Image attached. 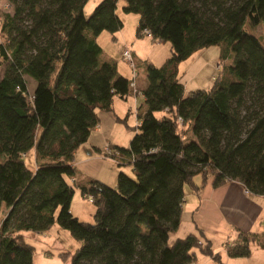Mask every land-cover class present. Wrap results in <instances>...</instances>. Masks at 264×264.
<instances>
[{
    "label": "trees",
    "instance_id": "trees-1",
    "mask_svg": "<svg viewBox=\"0 0 264 264\" xmlns=\"http://www.w3.org/2000/svg\"><path fill=\"white\" fill-rule=\"evenodd\" d=\"M6 1L14 8L0 5V264H29L24 232L54 222L78 240L59 253L69 264H191L197 249L224 264L202 229L169 236L186 188L198 195L208 179L213 186L235 180L264 196V46L245 28L264 21V0H123L124 12L139 14L138 34L148 29L170 43L160 65L146 64L147 83L136 91L97 42L103 30L115 38L122 27L119 0L98 1L88 16L87 0ZM215 44L220 61H232L212 85L185 91L179 62ZM248 90L253 106L244 105ZM137 94L143 108L133 135L111 154L118 165L131 164L134 177L120 170L115 186L75 178L74 154L97 125V110ZM71 181L92 197V222L70 211ZM239 237L226 246L230 256H248L251 241L264 248V234Z\"/></svg>",
    "mask_w": 264,
    "mask_h": 264
},
{
    "label": "rangeland",
    "instance_id": "rangeland-1",
    "mask_svg": "<svg viewBox=\"0 0 264 264\" xmlns=\"http://www.w3.org/2000/svg\"><path fill=\"white\" fill-rule=\"evenodd\" d=\"M100 0H87L83 10L86 16L90 14L92 8ZM6 0H0L1 7L8 8L7 10L13 11L14 3L10 6H5ZM123 0L118 1L116 12L122 20V27L115 33V38H111V34L103 30L97 37V42L102 48L101 55H109L117 60L120 69L130 71V69L137 71V82L138 85L147 83L146 77V64L153 63L155 65H160L169 55H170V43L169 41H158L155 38L145 35L138 34L137 24L139 20V14L134 12H124L122 10ZM247 31L255 34L261 44L264 46V21H261L255 27H250L245 25ZM128 47L134 52L136 58L140 60L141 63L132 69L128 63L122 58L121 52L123 48ZM222 51V45L215 44L206 47L196 49L189 57L179 62L177 66V76L184 85L185 90L208 87L214 83V76L218 74L220 69H217V62L221 65L223 63H230L232 57L229 55L225 58L224 62L220 61V55ZM120 53V54H119ZM232 55V54H231ZM221 67V66H220ZM4 65L0 67V76L3 73ZM28 88L31 90L32 86L30 81H27ZM116 99L115 105L112 103V110H105L99 108L97 110L99 127H93L91 130V135L75 152L73 163L75 165V175L79 178H102L103 182L110 186H115L117 173L122 170L131 177H134L131 164L118 165L117 161L112 158V156L104 155L103 146L108 144L110 147L113 145H119L127 147L129 140L134 132V126L136 124V114L134 111H130L125 117L124 108L127 102L124 103L119 97H114ZM244 105L253 106L254 101L248 90L244 95ZM128 101H132L131 98ZM119 112L117 115L114 111ZM132 109V108H131ZM245 113V108H242L241 114ZM122 114V115H121ZM189 126V123L187 124ZM250 126V124H248ZM186 127V124H184ZM191 136L190 131L187 132L185 138ZM98 146L99 149H96ZM93 156V157H90ZM2 155L0 154V160ZM26 163L29 166H34V156L28 153L26 156ZM199 179L196 176L195 180ZM71 188L73 190V195L71 200H73V212H77L79 219L92 222L93 216L89 213L94 205L92 201L89 200L88 196L83 197L78 189V187L71 181ZM186 191L188 189L186 188ZM183 201V213L181 216L180 226L177 230L170 233L169 240L172 241L177 236H185L191 230L192 220L189 210L187 209V204H190L191 194H186ZM189 201V203H188ZM264 203V199L262 201ZM4 205L0 207V220L5 213ZM76 207L78 209H76ZM77 210V211H76ZM81 212V213H80ZM264 220V217H263ZM264 227V226H263ZM211 231V230H210ZM220 233V234H219ZM211 231L204 237L209 240L214 252L220 254V259L224 264L225 256L222 251L224 248L223 244L229 239L232 240L235 237L234 233L222 234L221 232ZM25 238L27 242L31 244L29 264H69V257H62L59 255L60 252L73 251L78 244L70 232L61 227L57 222H54L47 230L43 232L25 231ZM264 234V233H263ZM262 235V234H260ZM77 242V243H76ZM259 244L256 241H251L249 247L251 250V262L253 264H264V254L261 256L260 253H264V248H258ZM260 246V245H259ZM200 250L197 249V257L195 259L197 264L202 257ZM249 256V255H248ZM213 259V258H212ZM198 260V261H197ZM249 260V261H250ZM84 264H93L92 262H84ZM208 264H221L216 260H210ZM232 264V263H230ZM246 264V263H244Z\"/></svg>",
    "mask_w": 264,
    "mask_h": 264
},
{
    "label": "crops",
    "instance_id": "crops-1",
    "mask_svg": "<svg viewBox=\"0 0 264 264\" xmlns=\"http://www.w3.org/2000/svg\"><path fill=\"white\" fill-rule=\"evenodd\" d=\"M132 55L137 66V64L141 63L140 62L141 59L138 60L134 52L132 53ZM117 70L120 74H122L127 78L131 79L133 76L131 69L129 72L128 70H125L123 68L120 69V65H118V63H117ZM26 79L27 81H30L32 86L31 90H33L35 86V80L30 76H26ZM135 83L137 87H144L146 84L144 83L138 85L136 78H135ZM114 97L112 99V103L115 105L116 99ZM129 98H131L132 101L129 102L128 101ZM121 99L122 98H120V100ZM141 99H142L141 94L129 95L126 99H122L123 102L125 101L124 103L127 102V105L124 108V112H122V114L125 113L127 109H129L130 111L135 112L136 120H137L138 108L139 107L143 108V106L140 105ZM114 111L117 115H120L119 112H116L115 108ZM99 126L100 124L98 122L95 127H99ZM94 147H96V149H99L98 146H94ZM75 178L79 179V176L76 175ZM87 178H91V176H87ZM99 180L103 181L102 178H100ZM186 194H191V196L189 197L190 198L189 201L191 202L190 204H187V209L189 210L191 215L190 220H192L193 223L190 226L191 227L190 232H197V229L200 228L202 229L205 235L207 233L209 235L211 231H217L218 233L221 232L222 234L234 233L235 237L232 240L229 239L228 241H226L225 242L226 244H223L224 248L222 249V251L224 253L226 263L253 264L250 260L252 253L251 250L249 256H230L226 251V246L238 242L240 239L239 237L240 232H252L257 234L264 233V227H263L264 203L262 202L264 196L250 194L239 182L235 180H229L220 185L213 186L211 183V179L207 180V182L205 183L201 192L198 195L189 190L187 191ZM69 208L74 215L79 216L77 212H73L75 211L73 210V200H71ZM76 209L78 208L76 207ZM183 210L184 207H182L181 216ZM89 213H91L92 215L93 209ZM257 247L263 249L259 245ZM23 252L27 255L28 254L30 255L29 251L24 250ZM263 254L264 253H260L261 256ZM199 257H202L199 260V263L201 264H208L210 260H213L208 255H200L198 256L197 259H199ZM194 264H197L196 261H194Z\"/></svg>",
    "mask_w": 264,
    "mask_h": 264
},
{
    "label": "built area",
    "instance_id": "built-area-1",
    "mask_svg": "<svg viewBox=\"0 0 264 264\" xmlns=\"http://www.w3.org/2000/svg\"><path fill=\"white\" fill-rule=\"evenodd\" d=\"M9 6V4H8V2L6 3V5L5 6ZM143 34H145V35H148L149 36V31H148V29H144L143 31ZM121 56H122V58L128 63V65L132 68V69H134L135 67H136V65H135V61H134V58H133V56H132V50L130 49V48H128V47H126V48H124L123 50H122V52H121ZM220 66H221V64L219 63V62H217V69H220ZM132 78H131V81H130V84H131V86L134 88V90L136 91L137 89H136V83H135V78H136V76H137V71L136 70H133L132 71ZM138 92V91H137ZM138 93H140V92H138ZM178 119L180 120V117H178ZM103 151H104V155H109V156H111V154L113 153V148L112 147H110L108 144H105L104 146H103ZM247 191V190H246ZM88 198H89V200L91 201L92 200V197L90 196V195H88ZM191 264H194V262H192Z\"/></svg>",
    "mask_w": 264,
    "mask_h": 264
}]
</instances>
